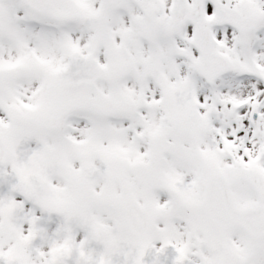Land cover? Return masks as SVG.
<instances>
[{"label": "snow or ice", "instance_id": "obj_1", "mask_svg": "<svg viewBox=\"0 0 264 264\" xmlns=\"http://www.w3.org/2000/svg\"><path fill=\"white\" fill-rule=\"evenodd\" d=\"M0 264H264V0H0Z\"/></svg>", "mask_w": 264, "mask_h": 264}]
</instances>
